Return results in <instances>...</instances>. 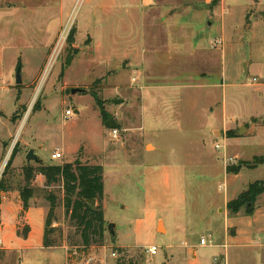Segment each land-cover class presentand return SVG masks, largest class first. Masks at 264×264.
I'll return each mask as SVG.
<instances>
[{
  "label": "rangeland",
  "instance_id": "1",
  "mask_svg": "<svg viewBox=\"0 0 264 264\" xmlns=\"http://www.w3.org/2000/svg\"><path fill=\"white\" fill-rule=\"evenodd\" d=\"M30 150L45 164L104 167V244H70L79 238L62 185L36 175L29 206L47 217L56 199L51 237L61 241L39 248L36 234L31 248L7 249L5 228L0 264H118L116 247L124 264H200L197 249L217 264L219 206L264 180V163L227 171L264 157V0H0V201L20 202L22 237L24 167L38 166ZM238 264L262 261L238 255Z\"/></svg>",
  "mask_w": 264,
  "mask_h": 264
},
{
  "label": "trees",
  "instance_id": "2",
  "mask_svg": "<svg viewBox=\"0 0 264 264\" xmlns=\"http://www.w3.org/2000/svg\"><path fill=\"white\" fill-rule=\"evenodd\" d=\"M219 0H213L217 4ZM71 44L74 42V32L69 35ZM96 98L97 103L102 111L103 120L108 119L104 103L95 91H91ZM37 108V107H36ZM15 154V153H13ZM9 162V165L11 164ZM264 163V157L256 156L252 161H246L234 167H229L228 172L237 174L243 167L255 168ZM25 183L22 188L21 196L23 200L24 210L29 208V201L35 193V188L31 185V181L36 175H43L46 179V186L54 183H60L63 189L62 206L65 215L74 228V236H78V241H72L70 244L81 246L89 249L92 246H101L104 244L105 233L107 230V221L105 219L103 198H104V167L102 165L84 164L77 160L75 162H65L60 164L38 163L37 167L30 164L24 167ZM0 189L5 190L3 183H0ZM264 192V180L255 181L249 184L247 189L240 193L235 199L227 203V208L232 214L239 213L244 210L245 214H253L256 207L258 196ZM90 199H96V203L89 202ZM50 210L45 220L44 231V247L50 248L57 246L61 241L57 237H51L57 231L54 227V210L57 201L54 197H50ZM29 228L24 232V237L28 235ZM115 239V237H113ZM119 254L118 264L126 262V250L116 247ZM133 260L129 259L128 264H132Z\"/></svg>",
  "mask_w": 264,
  "mask_h": 264
},
{
  "label": "crops",
  "instance_id": "3",
  "mask_svg": "<svg viewBox=\"0 0 264 264\" xmlns=\"http://www.w3.org/2000/svg\"><path fill=\"white\" fill-rule=\"evenodd\" d=\"M243 169L244 167L241 171ZM239 173H233V175ZM37 176L38 180L40 178L43 181V175L39 174ZM245 190L239 192L234 198L226 197L223 205L219 206V213L224 220V227L221 231L222 240L214 244L213 256L219 254L226 261V264H238V255L241 258L247 254L260 259L264 264V192L258 196L253 214L248 215L242 211V213L232 214L227 208V203ZM21 212L22 207L19 201L14 202L10 199L0 201V232H4L6 228L8 230L7 236L11 238L12 242V246H5V248L20 250L22 249V241H24V249L31 248L34 245L39 248H46L44 247L46 210L35 205H30L27 210H24V226L27 225L30 228L26 237L18 235L16 230L20 226L18 216ZM6 216H9V218ZM36 234L38 235L36 244H34L32 239ZM195 255L198 262L204 264L205 254H199L197 249Z\"/></svg>",
  "mask_w": 264,
  "mask_h": 264
},
{
  "label": "water",
  "instance_id": "4",
  "mask_svg": "<svg viewBox=\"0 0 264 264\" xmlns=\"http://www.w3.org/2000/svg\"><path fill=\"white\" fill-rule=\"evenodd\" d=\"M16 81L17 84H21L22 83V77H21V69L20 67L17 69V74H16ZM88 90L85 88H80V87H76L72 89V93H77V92H87ZM106 126L109 127L110 129H115V128H119V125L115 122L114 117H111L108 121H106ZM245 130V126H243L240 130H239V135H242L244 133ZM36 161L37 163H42L43 160L41 157H39L38 155L35 154L34 150H30L28 155H27V160L31 161V160ZM90 203L95 204L96 203V199H90L89 200ZM115 224L114 223H110L108 225V231L115 236Z\"/></svg>",
  "mask_w": 264,
  "mask_h": 264
},
{
  "label": "built area",
  "instance_id": "5",
  "mask_svg": "<svg viewBox=\"0 0 264 264\" xmlns=\"http://www.w3.org/2000/svg\"><path fill=\"white\" fill-rule=\"evenodd\" d=\"M71 114H72V111H71L70 109H68V110L66 111V115L68 116V115H71ZM119 130H120L119 128L110 129V133H111V135H113V137H116V138H117L118 135H119ZM52 157H53L54 159L62 158V157H63V153H62V151H60L59 149H56V151L53 153ZM230 161L234 162V159H233V158H230ZM1 243H2V241H1V239H0V244H1ZM201 244H202V245H207V239H206V238H202V239H201ZM147 251H148L149 254H151V255H156V254L158 253L159 249H158L157 246L152 245V246L148 247ZM117 254H119L117 250H114V251L112 252V255H113V256H117ZM214 260H215V262H216L217 264H226V261H224L220 256H216Z\"/></svg>",
  "mask_w": 264,
  "mask_h": 264
}]
</instances>
